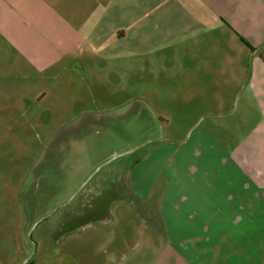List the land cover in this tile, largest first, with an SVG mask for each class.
I'll return each instance as SVG.
<instances>
[{"label": "rangeland", "instance_id": "374dc122", "mask_svg": "<svg viewBox=\"0 0 264 264\" xmlns=\"http://www.w3.org/2000/svg\"><path fill=\"white\" fill-rule=\"evenodd\" d=\"M12 2L39 5L40 27L18 46L19 61L9 48L20 82L0 76V264L168 263L160 172L199 124L224 131V116H203L219 103L235 110L241 87L234 93L227 74L219 85L183 76L177 44L160 39L146 50L76 43L66 56V40L54 38L72 30L52 10L62 5Z\"/></svg>", "mask_w": 264, "mask_h": 264}, {"label": "crops", "instance_id": "0c3cea01", "mask_svg": "<svg viewBox=\"0 0 264 264\" xmlns=\"http://www.w3.org/2000/svg\"><path fill=\"white\" fill-rule=\"evenodd\" d=\"M12 1L0 0V76L16 85L25 73L9 48L19 61L18 46L35 42L40 21L39 5ZM51 1L62 5L52 7L61 12L57 22L72 29L66 38L54 37L66 40V56L76 43L146 50L160 39L177 44L183 76L192 71L198 82L213 76L219 85L227 74L234 93L241 87L235 110L219 103L203 116H224V131L216 123L209 130L199 124L191 141L175 143L176 161L160 172V230L169 247L166 264H264V0ZM24 28L33 29L28 42ZM140 164L134 163L132 175ZM131 183L140 198L133 177Z\"/></svg>", "mask_w": 264, "mask_h": 264}, {"label": "trees", "instance_id": "16d2710c", "mask_svg": "<svg viewBox=\"0 0 264 264\" xmlns=\"http://www.w3.org/2000/svg\"><path fill=\"white\" fill-rule=\"evenodd\" d=\"M261 54H262V57H263V59H264V47H263L262 50H261Z\"/></svg>", "mask_w": 264, "mask_h": 264}]
</instances>
